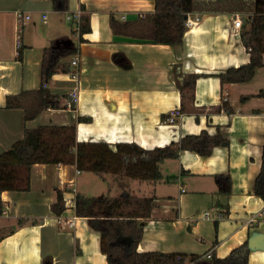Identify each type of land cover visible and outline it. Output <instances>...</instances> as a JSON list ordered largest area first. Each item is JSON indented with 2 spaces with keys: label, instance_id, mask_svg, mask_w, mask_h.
<instances>
[{
  "label": "crops",
  "instance_id": "obj_1",
  "mask_svg": "<svg viewBox=\"0 0 264 264\" xmlns=\"http://www.w3.org/2000/svg\"><path fill=\"white\" fill-rule=\"evenodd\" d=\"M193 1L189 13L199 21L185 29L180 45H168L138 42L111 27L152 16L154 0H68L63 12L51 0H0V155L23 137L25 127L46 125H75L70 141L135 143L147 150L201 132L228 142L207 156L178 150L158 163L157 179L98 175L39 157L28 190L1 193L0 264H106L101 233L76 215L75 198L127 194L152 198L150 216L134 222L141 233L137 252L203 257L211 251V259L225 258L248 242V264H264V200L253 191L264 144V66L246 82L221 85L218 77L250 60L240 33L255 0H240L239 6ZM82 15L90 31L79 41ZM235 17L242 19L241 28L234 26ZM55 42L77 48L60 62L70 69L77 56L79 76L55 73L47 87L63 105L76 88L73 104L25 122L23 110L7 108L6 98L40 87L43 50ZM178 74L198 75L193 100L181 101ZM219 176L230 178L229 193ZM57 191L65 204L60 215L51 208Z\"/></svg>",
  "mask_w": 264,
  "mask_h": 264
},
{
  "label": "trees",
  "instance_id": "obj_2",
  "mask_svg": "<svg viewBox=\"0 0 264 264\" xmlns=\"http://www.w3.org/2000/svg\"><path fill=\"white\" fill-rule=\"evenodd\" d=\"M56 11H67L68 0H51ZM155 12L152 16L137 22L120 26L111 23L113 31L143 43L180 45L185 31L184 19L194 6L193 0H154ZM246 27L240 33V39L250 60L246 65L229 67L218 74L221 85L240 83L250 80L256 69L264 66V0L254 1V13L247 18ZM90 31L87 16L80 17L79 41H84L83 35ZM73 45L65 47L57 42L51 43L43 50L41 61V83L34 90L22 91L6 98L7 108H20L24 112L25 122L36 118L48 108L64 107L58 102L47 87L55 73L70 71L68 65L60 62L63 57L76 53ZM21 57L20 52L18 58ZM183 82L178 80L181 101L185 96L193 100L194 85L197 74L183 76ZM264 96V90L260 92ZM224 107V103L222 104ZM220 108L217 107L216 110ZM78 122H89L91 118L78 117ZM75 133V125L69 127L38 126L24 128L23 137L0 155V214L4 204L1 199L3 191H26L30 186V168L41 158L44 137L57 130ZM228 142L220 136H209L206 132L199 135H188L177 145L144 149L135 143H106L69 141L65 146L63 158L54 156L47 158L53 163L72 164L78 170L91 171L95 174H119L130 178L157 179L159 177L158 163L166 158L176 156L178 150H191L202 156L210 154L216 146H226ZM40 157V158H39ZM46 159V158H41ZM218 182L226 184V193L230 192V178L217 177ZM225 186V185H224ZM254 194L264 200V144L262 164L254 184ZM57 215L65 208L61 192L57 191V200L51 206ZM152 198H139L131 195L117 197H83L75 198V213L88 218L92 228L100 231L102 251L107 255L106 264H185L186 259L194 264H248L249 245L243 243L225 258L203 259L202 256H185L161 252L139 253L136 251L141 233L135 230L137 219L150 216Z\"/></svg>",
  "mask_w": 264,
  "mask_h": 264
},
{
  "label": "built area",
  "instance_id": "obj_3",
  "mask_svg": "<svg viewBox=\"0 0 264 264\" xmlns=\"http://www.w3.org/2000/svg\"><path fill=\"white\" fill-rule=\"evenodd\" d=\"M197 21H199V17L198 16H191L190 13H187L186 17L184 19V23H183L185 29L191 28L192 26H194V24ZM233 23H234V26L236 28H241L242 25H243V21H242V19L240 17H235L234 20H233ZM18 45H19V41H18ZM69 75L73 79H77L78 76H79V61H78V57L77 56H74V58L70 61ZM75 91H76V88H74L73 91L68 95L67 102L65 103V105L67 107L72 106ZM69 225L72 226L73 223L70 222ZM211 257H212V253L210 251V252H207L203 256V259H211Z\"/></svg>",
  "mask_w": 264,
  "mask_h": 264
},
{
  "label": "rangeland",
  "instance_id": "obj_4",
  "mask_svg": "<svg viewBox=\"0 0 264 264\" xmlns=\"http://www.w3.org/2000/svg\"><path fill=\"white\" fill-rule=\"evenodd\" d=\"M228 1V0H226ZM233 3L236 2L237 6H239L240 0H231ZM73 33H71V36L73 37ZM63 104H61L62 107ZM63 106H66L65 104ZM70 141V138L68 137V132L65 130H62L57 133V135H46L44 137V148L45 151L41 152L40 156H44V158H50V156H58L63 158L65 155V146ZM48 146L49 148H46Z\"/></svg>",
  "mask_w": 264,
  "mask_h": 264
}]
</instances>
